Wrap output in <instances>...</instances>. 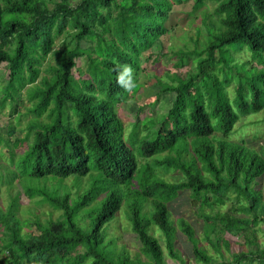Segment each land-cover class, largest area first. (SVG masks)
I'll use <instances>...</instances> for the list:
<instances>
[{"label": "trees", "instance_id": "obj_1", "mask_svg": "<svg viewBox=\"0 0 264 264\" xmlns=\"http://www.w3.org/2000/svg\"><path fill=\"white\" fill-rule=\"evenodd\" d=\"M182 1L0 0V107L9 104L12 114L27 100L21 115L30 118L25 135L32 134L16 160L10 150L14 168L0 172V182L10 189L16 180L29 200L38 196L34 203L56 211L55 218L22 219L8 194L0 264H168L164 248L187 264L178 230L195 262L264 261V245L246 234L264 235V142L230 138L241 115L264 107V0H194L210 9L198 17L203 28L196 26L192 48L172 51L189 68L152 73L158 93L172 96L166 129L165 116L154 114L143 134L136 124L127 134L116 109L148 75L141 54L167 33L168 13ZM16 127L7 116L0 138L8 147ZM185 191L197 217L213 220L204 236L219 259L184 217L172 219L169 203ZM228 200L224 211H204ZM121 211L140 242L133 256L106 236ZM224 232L249 248L231 251Z\"/></svg>", "mask_w": 264, "mask_h": 264}, {"label": "rangeland", "instance_id": "obj_2", "mask_svg": "<svg viewBox=\"0 0 264 264\" xmlns=\"http://www.w3.org/2000/svg\"><path fill=\"white\" fill-rule=\"evenodd\" d=\"M73 4L77 0H70ZM210 9L207 5L200 4L197 5L194 3V0H183L181 3L174 4L172 9L168 13V18L165 22L167 28V33L161 37V39L154 43L152 49L144 51L141 54V66L148 70V75L140 77L138 79L136 87L130 92L129 97L123 103H117L116 109L119 114V117L124 122L126 133L132 131V127L136 124V130L138 134H143L145 131L144 125L149 121V119L154 116V114H161L165 116L163 125L161 129H166L170 124V115L168 109L171 106L172 96L169 93L159 94V86L156 84L155 78L152 76L153 71H156L159 76H163V72L176 73L178 75H184V72L190 66V60L185 63V65L180 66L178 64V59L172 56V51L176 48H192L194 42L191 38L196 37V26L203 25L198 18L206 12H209ZM148 53L152 54V57L148 60ZM246 58V55H241ZM45 59H43L44 62ZM81 61L78 60V64ZM4 72L2 67L0 70ZM151 73V74H149ZM165 78V77H163ZM2 80L0 79V86L2 85ZM198 83V81H197ZM200 83V82H199ZM198 83V84H199ZM228 89V95L232 98V86ZM24 104H28V101H19V110L10 114L11 109L10 105L6 106L0 110L5 114L0 113V129L1 133L7 136L6 129V119L7 116L10 117L12 122L17 125L16 132L14 135L10 136L11 146L5 144V138H0V172L6 173L7 168H14V164L9 160L10 150L14 152V160H16L18 154H20L26 145L31 141L32 134L28 133L24 129L26 122H29V116H22L21 113L25 111ZM10 114V115H8ZM233 140H238L239 138L255 139L254 142H264V107L257 112L249 113L248 115H241L235 124V131L230 137ZM160 173L163 171L160 170ZM7 174H4L6 176ZM163 178L166 181H176L177 177L170 172L162 173ZM29 181V179H26ZM16 180L13 181L11 188H7L5 183L0 182V207L6 209L7 204L9 203L8 194L12 196L13 200H18V208L16 214L24 218H32L33 213L41 215L42 218L53 217L55 218L56 211L53 210L47 203L39 202L34 203L33 199H37L38 196L33 197L32 200H29L19 188V185ZM64 183L68 186L71 185L70 179H66ZM11 184V183H10ZM71 195L75 193V189L70 187ZM186 191L181 194L179 197L170 201L169 205L171 206V217L173 220H176L178 216L184 217L195 229L196 236L198 237L199 244L203 245L209 254L217 257L214 249L205 239L204 234L210 230L213 220L207 221L206 223L202 218L197 217L195 211L189 205V200L186 199ZM264 199V190L262 191ZM231 205V202L228 200L224 204L219 205L217 208L204 207V211L210 214H213L215 210L219 209L221 211L226 210ZM107 237H112L115 239V244L118 249L125 247L130 252V256H133L135 251L139 250L140 242L136 233L131 229L129 222L127 221L125 214L121 211L117 214L116 218L110 222L107 226ZM247 236L250 239H256L262 245H264V235L261 230L253 231L248 229L246 231ZM154 235L158 236L160 242L164 248L162 237L158 230H154ZM224 237L230 242V250H236L237 248H242L247 250L249 246H246L245 243L242 247L237 245V236L229 232L223 233ZM8 241V237L4 234V229L0 225V259L7 256L6 250L2 247L5 242ZM177 249L184 261L187 264H204L195 262L193 256L190 253V243L185 235L178 230L176 238ZM222 253L225 256V261L229 259V254L225 247H221ZM165 252V261L168 264H179L177 260L171 259L164 248ZM218 258V257H217ZM219 259V258H218ZM223 263V262H222ZM248 264H264V261H259L256 258V261Z\"/></svg>", "mask_w": 264, "mask_h": 264}]
</instances>
